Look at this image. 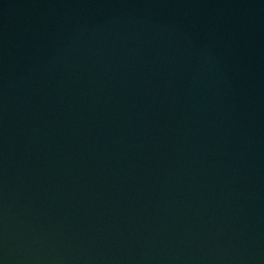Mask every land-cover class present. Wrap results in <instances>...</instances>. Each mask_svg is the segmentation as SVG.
<instances>
[{
    "label": "water",
    "instance_id": "obj_1",
    "mask_svg": "<svg viewBox=\"0 0 264 264\" xmlns=\"http://www.w3.org/2000/svg\"><path fill=\"white\" fill-rule=\"evenodd\" d=\"M0 264H264V0H0Z\"/></svg>",
    "mask_w": 264,
    "mask_h": 264
}]
</instances>
